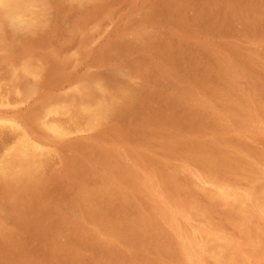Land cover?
I'll list each match as a JSON object with an SVG mask.
<instances>
[{"label": "rangeland", "instance_id": "1", "mask_svg": "<svg viewBox=\"0 0 264 264\" xmlns=\"http://www.w3.org/2000/svg\"><path fill=\"white\" fill-rule=\"evenodd\" d=\"M5 1L0 264H264V0Z\"/></svg>", "mask_w": 264, "mask_h": 264}, {"label": "bare ground", "instance_id": "2", "mask_svg": "<svg viewBox=\"0 0 264 264\" xmlns=\"http://www.w3.org/2000/svg\"><path fill=\"white\" fill-rule=\"evenodd\" d=\"M18 1H19V0H18ZM18 1H16V2H18ZM20 1L22 2V0H20ZM28 1H29V0H28ZM30 1H31V0H30ZM30 1H29V2H30ZM55 1H56V0H55ZM57 1H58V0H57ZM86 1H87V0H86ZM235 1H236V0H235ZM249 1H250V0H249ZM5 2H6V1H5ZM13 2H14L13 0H7V2H6L5 4L7 5V8H8V9H11V8H12ZM16 2H15V3H16ZM39 2H40V1H39ZM50 2H51V1H50ZM3 3H4V2H3ZM22 3H23V2H22ZM31 3H32V2H31ZM55 3H56V2H55ZM62 3H63V2H62ZM84 3H85V2H84ZM86 3H87V2H86ZM23 4H24V3H23ZM25 4H26V2H25ZM25 4H24V5H25ZM27 4H28V3H27ZM29 4H30V3H29ZM36 4H38V3H36ZM51 4L53 5L54 2L51 3ZM51 4H49V5H51ZM58 4H59V3H58ZM235 4H236V3H235ZM245 4H246V3H245ZM15 5H16V4H15ZM55 5H56V4H55ZM75 5H76V4H75ZM247 5H248V4H247ZM27 6L29 7V5H27ZM27 6H26V7H27ZM32 6H34V5L32 4ZM36 6H37V5H36ZM242 6H243V5H242ZM13 7H14V5H13ZM16 7H17V6H16ZM16 7H15V8H16ZM26 7H25V8H26ZM38 7H39V6H38ZM38 7H37V8H38ZM1 8H2V7H1ZM21 8H22V7H21ZM52 8H53V7H52ZM240 8H241V7H240ZM18 9H19V8H18ZM26 9H27V8H26ZM232 9H233V8H232ZM11 10H12V9H11ZM15 10H16V9H15ZM15 10H14V11H15ZM257 10H258V9H257ZM19 11H20V10H19ZM23 11H24V9H23ZM204 11H205V10H204ZM2 12H3V10H2ZM4 12H5V9H4ZM15 12H16V11H15ZM21 12H22V11H21ZM30 12H31V11H30ZM40 12H41V11H40ZM42 12H44V10H43ZM42 12H41V13H42ZM239 12H240V11H239ZM0 13H1V11H0ZM9 13H10V12H9ZM19 13H20V12H19ZM35 13H36V12H35ZM35 13H34V14H35ZM256 13H257V12H256ZM12 14H13V13H12ZM29 14H30V13H29ZM34 14H33V15H34ZM39 14H40V13H39ZM195 14H196V13H195ZM206 14H207V12H206ZM206 14H205V15H206ZM232 14H233V13H232ZM252 14H253V13H252ZM254 14H255V13H254ZM0 15H1V14H0ZM15 15H16V14H15ZM213 15H214V13H213ZM237 15H238V14H237ZM237 15H236V16H237ZM7 16H9V15H7ZM10 16H11V15H10ZM23 16H24V15H23ZM26 16H27V15H26ZM26 16H25V18H27ZM29 16H30V15H29ZM36 16H37V15H36ZM211 16H212V15H211ZM242 16H243V15H242ZM248 16H249V14H248ZM1 17H2V16H1ZM203 17H204V16H203ZM244 17H245V16H244ZM4 18H5V17H4ZM47 19H49V18H47ZM47 19H46V20H47ZM212 19H214V18H212ZM215 19H216V18H215ZM234 19H235V18H234ZM256 19H257V18H256ZM29 20H30V19H29ZM29 20H28V22H29ZM201 20H202V19H201ZM245 20H246V19H245ZM247 20H248V19H247ZM5 21H6V20H5ZM202 21H203V20H202ZM216 21H217V20H216ZM2 22H3V21H2ZM39 22H40V20H39ZM203 22H206V21H203ZM4 24H5V23H4ZM7 24H8V23H7ZM32 24H33V23H32ZM199 24H200V23H199ZM244 24H245V23H244ZM245 25H246V24H245ZM253 25H254V24H253ZM2 26H3V25H2ZM4 26H5V25H4ZM2 30H3V29H2ZM4 30H5V29H4ZM263 30H264V29H263ZM8 31H9V30H8ZM20 31H21V30H20ZM10 32H11V31H10ZM3 33H4V31H3ZM7 33H8V32H7ZM260 33H261V32H260ZM0 34H1V33H0ZM257 34H258V33H257ZM6 35H7V34H5V36H6ZM1 37H2V36H1ZM1 37H0V38H1ZM2 38H3V37H2ZM14 39H15V38H14ZM14 41H15V40H14ZM14 43H16V42H14ZM5 45H6V42H5V44H4L3 46L5 47ZM3 46H2V47H3ZM2 47H1V48H2ZM6 47H7V46H6ZM9 47H11V46H9ZM16 48H17V47H16ZM7 50H8V49H7ZM4 51H5V48H4ZM5 52H6V51H5ZM6 53H7V52H6ZM6 53H5V54H6ZM186 53H187V51H186ZM187 54H188V53H187ZM0 55H1V54H0ZM18 56H20V55H18ZM29 56H30V55H29ZM263 56H264V55H263ZM15 57H16V55H15ZM26 57H27V56H26ZM31 57H32V56H31ZM187 57H188V56H187ZM29 58H30V57H29ZM17 60H18V59H17ZM23 60H24V59H23ZM30 60H31V59H30ZM24 61H25V60H24ZM28 61H29V60H28ZM31 61H32V60H31ZM9 62H10V61H9ZM26 62H27V61H26ZM26 62H25V63H26ZM29 62H30V61H29ZM177 62H178V61H177ZM4 63H5V62H4ZM6 63H8V62H6ZM10 63L12 64L13 61L10 62ZM15 63H16V62H15ZM18 64H19V63H18ZM32 64H33V63H32ZM1 65H2V64H1ZM14 65H15V64H14ZM27 65H29V64H27ZM30 65H31V64H30ZM33 65H34V64H33ZM22 66H23V65H22ZM31 66H32V65H31ZM9 67H10V66H9ZM9 67H8V68H9ZM27 67H29V66H27ZM1 68H2V67H1ZM14 68H15V67H14ZM30 68H31V67H30ZM33 68H34V67H33ZM39 68H40V67H39ZM261 68H262V67H261ZM4 69H5V68H4ZM263 69H264V68H263ZM5 70H6V69H5ZM10 70H11V69H10ZM10 70H9V72H10ZM19 70H20V69H18L17 72H18ZM35 70H36V69H35ZM260 70H261V69H260ZM29 71H30V69H29ZM261 71H262V70H261ZM4 72H5V71H4ZM9 72H7V74H8ZM17 72H16V73H17ZM263 72H264V71H263ZM1 73H2V72H1ZM1 73H0V74H1ZM5 74H6V73H5ZM19 74H20V73H19ZM21 74H22V73H21ZM41 74H42V73H41ZM15 75H16V74H15ZM9 76H10V75H9ZM34 76H35V75H34ZM40 76H41V75H40ZM19 77H20V76H19ZM0 78H1V77H0ZM2 78H4V76H3ZM27 78H29V79L31 80L30 77H27ZM8 79H9V78H8ZM12 79H13V78H12ZM4 80H5V79H4ZM6 81H7V80H6ZM12 81H14V79H13ZM24 81H25V80H24ZM24 81H23V82H24ZM31 81H32V80H31ZM33 81H34V79H33ZM36 81H37V80H36ZM8 82H9V81H8ZM25 82H27V81H25ZM1 83H2V82H1ZM3 83H4V82H3ZM7 84H8V83H7ZM10 84H11V83H10ZM20 84H21V83H20ZM106 85H107V84H106ZM4 86H5V85H4ZM14 86H16V84H15ZM20 86H21V85H20ZM32 86H33V85H32ZM11 87H13V86H11ZM33 87H34V86H33ZM81 88H82V87H81ZM124 88H125V87H124ZM11 89H13V88H11ZM36 89H37V88H36ZM78 89H79V87H78ZM82 89H83V88H82ZM136 89H137V88H136ZM86 90H87V89H86ZM88 90H89V89H88ZM88 90H87V91H88ZM137 90H138V89H137ZM5 91H6V90H5ZM19 91H20V90H19ZM73 91H74V90H73ZM80 91H81V90H80ZM84 91H85V90H84ZM122 91H123V90H122ZM11 92H12V91H11ZM89 92H90V90H89ZM109 92H110V91H109ZM143 92H144V91H143ZM2 93H3V92H2ZM2 93H1V95H2ZM81 93H83V92H80V94H81ZM85 93H86V91H85ZM85 93H84V94H85ZM92 93H93V92H90V95H89V93H88V95L91 96ZM98 93H99V92H98ZM100 93H101V92H100ZM100 93H99V94H100ZM136 93H137V92H136ZM144 93H145V92H144ZM4 94H5V93H3V95H4ZM8 94H10V93L8 92ZM13 94H14V93H13ZM86 94H87V93H86ZM147 94H148V93H147ZM1 95H0V96H1ZM10 95H11V94H10ZM20 95H21V94H20ZM100 95H101V94H100ZM119 95H120V93H119ZM138 95H139V94H138ZM12 96H13V95H12ZM15 96H16V95H15ZM15 96H13V97H15ZM89 96H88V97H89ZM95 96H96V95H95ZM95 96H94V97H95ZM108 96H109V95H108ZM114 96H115V95H114ZM114 96H113V97H114ZM141 96H142V95H141ZM3 97H4V96H3ZM10 97H11V96H10ZM10 97H9V98H10ZM88 97H87V98H88ZM91 97H92V96H91ZM104 97H106V96H104ZM17 98H18V95H17ZM117 98H118V97H117ZM129 98H130V96H129ZM1 99H2V97H1ZM4 99H5V98H4ZM10 99H11V98H10ZM42 99H43V98H42ZM85 99H86V98H85ZM106 99H107V98H106ZM108 99H109V98H108ZM110 99H111V97H110ZM110 99H109V101H110ZM127 99H128V98H127ZM140 99H141V98H140ZM153 99H154V98H153ZM7 100H8V99H7ZM14 100H16V98H15ZM17 100H18V99H17ZM137 100H138V99H137ZM112 101H113V99H112ZM125 101H126V100H125ZM8 102H9V101H8ZM4 103H5V102H4ZM9 103H10V102H9ZM11 103H12V102H11ZM46 103H48V102H46ZM75 103H76V102H75ZM44 104H45V103H44ZM44 104H43V105H44ZM108 104H109V103H108ZM110 104H111V103H110ZM113 104H115V103H113ZM123 104H125V103H123ZM123 104H122V105H123ZM89 106H90V105H89ZM99 106H101V105H98V107H99ZM128 107H129V106H128ZM42 108H43V107H42ZM102 108H103V106H102ZM119 108H120V107H119ZM40 109H41V108H40ZM79 109H80V107H79ZM84 109H85V108H84ZM96 109L98 110V108H96ZM99 109H100V108H99ZM104 109H105V108H104ZM112 109H113V108H111V110H112ZM233 109H234V108H233ZM69 110H70V109H69ZM75 110H77V108H76ZM42 111H43V110H42ZM42 111H41V112H42ZM65 111H66V110H65ZM80 111H81V110H80ZM95 111H96V110H95ZM112 111H113V110H112ZM72 112H73V111H72ZM81 112H82V111H81ZM93 112H94V111H93ZM100 112H101V111H100ZM121 112H122V111H121ZM60 113H61V112H60ZM82 113H83V115H84V112H82ZM86 113H88V110H87ZM102 113H103V110H102ZM136 113H137V112H136ZM46 114H47V113H46ZM57 114H58V113H57ZM62 114H63V113H62ZM77 114H78V113H77ZM77 114H76V115H77ZM89 114H90V113H89ZM92 114H93V113H92ZM119 114H120V113H119ZM60 115H61V114H60ZM63 115H65V112H64ZM69 115H70V114H69ZM90 115H91V114H90ZM90 115H89V116H90ZM95 115H96V114H95ZM117 115H118V114H117ZM53 116H54V115H53ZM71 116H72V114H71ZM71 116H70V117H71ZM80 116L82 117L81 114H80ZM86 116H87V115H86ZM91 116H93V115H91ZM114 116H115V115H114ZM118 116H119V115H118ZM66 117H68V116H66ZM78 117H79V116H78ZM81 117H79V118H81ZM51 118H52V117H51ZM58 118H59V117H58ZM61 118H63V117H61ZM157 118H158V117H157ZM172 118H173V117H172ZM31 119H32V117H31ZM34 119H35V118H34ZM76 119H77V118H76ZM94 119H95V118L93 117L92 120H94ZM98 119H99V118H98ZM98 119H97V120H98ZM139 119H140V118H139ZM152 119H153V118H152ZM54 120H55V119H54ZM58 120H59V119H58ZM85 120H86V119H85ZM89 120H91V119H89ZM165 120H166V119H165ZM47 121H48V120H47ZM68 121H69V120H68ZM71 121H72V119H71ZM73 121H74V120H73ZM80 121H81V120H80ZM87 121H88V120H87ZM159 121H160V120H159ZM45 122H46V121H45ZM49 122H50V121H49ZM52 122H54V121H52ZM76 122H77V120H76ZM76 122H74V124H75ZM88 122H89V121H88ZM90 122H92V121H90ZM50 123H51V122H50ZM64 123H65V120H64ZM46 124H47V123H46ZM59 124H60V123H59ZM69 124H71V122L68 123V125H69ZM78 124H79V123H78ZM91 124H92V123H91ZM169 124H170V123H169ZM55 125H56V123H55ZM57 126H58V123H57ZM70 126H71V125H70ZM81 126H83V125H81ZM86 126H87V125H86ZM1 127H2V126H1ZM5 127H6V126H5ZM58 127H60V126H58ZM68 127H69V126H68ZM73 127H75V126H73ZM73 127H72V128H73ZM76 127H77V126H76ZM87 127H88V126H87ZM56 128H57V127H56ZM63 128H64V126H63ZM82 128H83V127H82ZM3 129H4V128H3ZM7 129H8V127H7ZM64 129H65V128H64ZM69 129L71 130V128H69ZM69 129H68V130H69ZM73 129H75V128H73ZM5 130H6V129H5ZM5 130H4V132H5ZM26 130H28V129H26ZM65 130H66V129H65ZM10 131H11V130H10ZM18 131H19V130H18ZM20 131H21V130H20ZM20 131H19L18 133H20ZM73 131H74V130H73ZM0 132H2V131H0ZM11 132H13V131H11ZM28 133H30V132H28ZM72 133H73V132H72ZM1 134H2V133H1ZM11 134H12V133H11ZM12 135H13V134H12ZM16 135H17V133H16ZM32 135H34V133H33ZM32 135H31V136H32ZM54 135H56V134H54ZM2 136H3V134H2ZM2 136H1V137H2ZM13 136H14V135H13ZM14 138H15V136H14ZM17 138H18V137H17ZM34 138H35V137H34ZM12 139H13V138H12ZM18 139H19V138H18ZM32 139H33V138H32ZM56 139H57V138H56ZM0 140H1V139H0ZM46 140H47V139H46ZM59 140H61V139H59ZM54 141H55V140H54ZM57 141H58V140H57ZM13 142H14V141H13ZM16 142H17V141H16ZM46 142H47V141H46ZM22 143H23V142H22ZM46 144H47V143H46ZM9 146H10V145H9ZM20 147H21V146H20ZM12 148H13V147H12ZM25 148H26V147H25ZM29 148H30V147H29ZM31 148H32V147H31ZM3 149H5V148H3ZM17 149H18V148H17ZM197 149H198V148H197ZM223 149H224V148H223ZM36 150H37V149H35V151H36ZM200 151H201V150H200ZM203 151H204V150H203ZM215 151H216V150H215ZM3 153H4V152H3ZM3 153H2V155H3ZM12 153H14V152H12ZM12 153H11V154H12ZM15 153H16V152H15ZM15 153H14V154H15ZM28 153H29V152H27L25 149H22L21 151L19 150V151H18V155H19V156L16 157V158H19V157H26V155H27ZM214 153H215V152H214ZM236 153H237V152H236ZM6 154H7V153H6ZM29 154H30V153H29ZM239 154H240V153H239ZM2 155H1V156H2ZM33 156H34V155H33ZM240 156H241V155H240ZM13 157H14V156H13ZM214 157H215V156H214ZM14 158H15V157H14ZM231 158H232V157H231ZM243 158H244V157H243ZM21 159H22V158H21ZM45 159H46V158H45ZM250 159H251V158H250ZM14 160H15V159H14ZM19 160H20V158H19ZM30 160H31V159H30ZM39 160H41V159H39ZM42 160H44V158H43ZM195 160H196V159H195ZM241 160H242V159H241ZM251 160H252V159H251ZM34 161H36V160H34ZM211 161H212V160H211ZM252 161H253V160H252ZM15 162H16V161H15ZM15 162H14V163H15ZM19 162H21V165H22V161H19ZM19 162H18V163H19ZM25 163H26V162H25ZM34 163H35V162H34ZM41 163H42V162H41ZM196 163H198V161H197ZM229 163H230V162H229ZM232 163H233V162H232ZM242 163H243V162H242ZM247 163H248V162H247ZM26 164H28V163H26ZM26 164H24V165H26ZM204 164H205V163H204ZM11 165H12V164H11ZM24 165H23V166H24ZM198 165H199V164H198ZM231 165H232V164H231ZM233 165H234V164H233ZM254 165H255V164H254ZM19 166H20V165H19ZM200 166H201V165H200ZM216 166H217V165H216ZM214 167H215V166H214ZM226 167H227V166H226ZM236 167H237V166H236ZM236 167H235V168H236ZM260 167H261V166H260ZM13 168H14V167H13ZM205 168H206V167H205ZM220 168H221V167H220ZM229 168H231V167H229ZM235 168H234V169H235ZM255 168H256V167H255ZM255 168H254V169H255ZM33 169H34V167H33ZM35 169H36V167H35ZM226 169H227V168H226ZM249 169H250V168H249ZM204 170H205V169H204ZM216 170H217V169H216ZM238 170H239V168H238ZM31 171H32V170H31ZM31 171H30V172H31ZM234 171H235V170H234ZM226 172H228V171H226ZM196 173H197V172H196ZM204 173H205V172H204ZM216 173H217V172H216ZM243 173H244V172H243ZM250 173H252V172H250ZM38 174H39V173H38ZM240 174H241V173H240ZM258 174H259V173H258ZM12 175H13V174H12ZM192 175H193V174H192ZM211 175H212V174H211ZM18 176H19V175H18ZM18 176H17V177H18ZM32 176H33V175H32ZM34 176H36V175H34ZM248 176H249V175H248ZM251 176H252V175H251ZM38 177H39V176H38ZM213 177H214V176H213ZM219 177H221V176H219ZM219 177H218V179H219ZM239 177H241V176H239ZM221 178H222V177H221ZM245 178H246V177H245ZM11 179H12V178H11ZM13 179H14V178H13ZM25 179H26V178H25ZM25 179H24V180H25ZM195 179H196V178H195ZM225 179H226V178H225ZM225 179H224V180H225ZM7 180H8V179H7ZM41 180H42V179H41ZM257 180H258V179H257ZM257 180H255V181H257ZM219 181H220V179H219ZM253 181H254V180H253ZM253 181H252V183H253ZM37 182H38V181H37ZM222 182H224V181H222ZM222 182H221V183H222ZM259 182H260V181H259ZM259 182H258V183H259ZM21 183H22V182H21ZM38 183H39V182H38ZM230 183H231V182H230ZM236 183H237V182H236ZM236 183H234V184H236ZM241 183H242V182H241ZM262 183H263V182H262ZM11 184H12V183H11ZM216 184H217V183H216ZM216 184H215V185H216ZM223 184H224V183H223ZM246 184H247V183H246ZM260 184H261V183H260ZM18 185H19V184H18ZM263 185H264V184H261V188H262ZM28 186H29V185H28ZM206 186H207V185H206ZM210 186H211V185H210ZM233 186H235V185H233ZM0 187H1V186H0ZM211 187H213V186H211ZM229 187H230V186H229ZM250 187H251V186H250ZM250 187L248 186V189H249ZM252 187H253V186H252ZM263 187H264V186H263ZM213 188H214V187H213ZM219 188H220V187H218V189H219ZM224 188H225V187H224ZM1 189H2V188H1ZM226 189H227V188H226ZM228 189H229V188H228ZM232 189H233V188H232ZM259 189H260V188H259ZM263 189H264V188H263ZM263 189H262V190H263ZM222 190H223V189H222ZM233 190H234V189H233ZM249 190H250V189H249ZM257 190H258V189H257ZM33 191H34V190H33ZM250 191H251V190H250ZM218 192H221V191L218 190ZM222 192H223V191H222ZM233 192H234V191H233ZM258 192H259V191H258ZM238 193H239V192H238ZM250 193H251V192H250ZM220 194H222V193H220ZM232 194H233V193H232ZM241 194H242V193H241ZM262 194H263V193H262ZM228 195H229V194H228ZM248 195H249V194H248ZM257 195H258V194H257ZM98 196H99V195H98ZM230 196H231V195H230ZM249 196H250V195H249ZM258 196H259V195H258ZM205 197H206V195H205ZM210 197H211V196H210ZM263 197H264V196H262V198H263ZM1 198H2V197H1ZM206 198H207V197H206ZM212 198H213V197H212ZM254 198H255V196H254ZM4 199H5V198H4ZM209 199H210V198H209ZM248 199H249V198H248ZM5 200H6V199H5ZM233 200H234V199H233ZM178 201H179V200H178ZM231 201H232V200H231ZM254 201H255V200H254ZM0 202H1V201H0ZM222 202H223V201H222ZM225 202H226V204H227L228 200L225 201ZM247 202H248V201H247ZM260 202H261V201H260ZM260 202H258V203H260ZM190 203H191V202H190ZM193 203H194V202H193ZM216 203H217V202H216ZM263 203H264V202H262V204H263ZM219 204H220V202H219ZM223 204H225V203H223ZM236 204H237V202H236ZM236 204H235V205H236ZM239 204H240V203H239ZM262 204H261V205H262ZM241 205H242V204H241ZM261 205H260V206H261ZM263 205H264V204H263ZM188 206H189V205H188ZM190 206H191V205H190ZM198 206H200V205H198ZM260 206L258 205V207H260ZM229 207H230V206H229ZM236 207H237V206H236ZM236 207H235V208H236ZM251 207H252V206H251ZM167 208H168V207H167ZM196 208H197V206H196ZM235 208H234L233 210H235ZM238 208H239V207H238ZM244 208H245V207H244ZM252 208H253V207H252ZM168 209H169V208H168ZM170 209H171V208H170ZM185 209H186V208H185ZM200 209H201V208H200ZM226 209H227V208H226ZM231 209H232V208H231ZM172 210H174V209H172ZM172 210H171V211H172ZM187 210H188V208H187ZM192 210H193V209H192ZM197 210H198V209H197ZM233 210H232V211H233ZM246 210H247V209H246ZM252 210H253V209H252ZM257 210H258V208H257ZM169 211H170V210H169ZM198 211H200V210H198ZM255 211H256V210H255ZM255 211H254V213H255ZM188 212H189V210H188ZM229 212H230V211H229ZM242 212H243V210H242ZM262 212H263V211H262ZM225 213H226V212H225ZM243 213H244V212H243ZM251 213H253V212H251ZM174 214H175V213H174ZM176 214H177V213H176ZM192 214H193V213H192ZM195 214H196V213H195ZM197 214H198V212H197ZM208 215H209V214H208ZM248 215H250V214H248ZM248 215H247V216H248ZM251 215H253V214H251ZM256 215H257V214H256ZM198 216H201V215L199 214ZM206 216H207V215H206ZM230 216H231V215H230ZM247 216H246V217H247ZM263 216H264V215H263ZM240 217H241V216H240ZM244 217H245V216H244ZM244 217H243L242 219H244ZM251 217H252V216H251ZM196 218H197V217H196ZM207 218H208V217H207ZM207 218H206V219H207ZM200 219H201V218H200ZM229 219H230V218H229ZM231 219H232V218H231ZM242 219H241V220H242ZM247 219H248V218H247ZM259 219H261V217H259ZM3 220H4V219H3ZM239 220H240V219H239ZM248 220H249V219H248ZM248 220H247V223H248ZM253 220H254V219H253ZM256 220H257V219H256ZM208 221H210V220H208ZM232 221H234V220L232 219ZM254 221H255V220H254ZM261 221H262V220H261ZM263 221H264V220H263ZM228 222H229V221H228ZM234 222H235V221H234ZM238 222H239V221H238ZM252 222H253V221H252ZM210 223H211V222H210ZM220 223H221V222H220ZM225 223H226V222H225ZM256 223H257V222H256ZM258 223H259V222H258ZM208 224H209V223H208ZM235 224H236V223H235ZM259 224H260V223H259ZM259 224H257V225H258L257 227H260V226H261V225H259ZM188 225H189V224H188ZM213 225H214V224H213ZM223 225H224V224H223ZM227 225H228V224H227ZM244 225H245V224H244ZM246 225H247V224H246ZM250 225L252 226V224H250ZM236 226H237V225H236ZM255 226H256V225H255ZM263 226H264V224H263ZM263 226H262V227H263ZM1 227H2V226H1ZM246 227H247V226H246ZM257 227H255V229H256ZM212 228H213V227H212ZM223 228H224V227H223ZM247 228H248V227H247ZM252 228H253V230H254V227H252ZM170 229H171V228H170ZM225 229H226V227H225ZM0 230H1V229H0ZM178 230H179V228H178ZM237 230H238V229H237ZM239 230H240V229H239ZM247 230H248V229H247ZM249 230H250V228H249ZM258 230H259V229H258ZM260 230H261V229H260ZM260 230H259V232H260ZM263 230H264V229H263ZM1 231H2V230H1ZM215 231H217V230H215ZM222 231H223V230H222ZM222 231H221V232H222ZM240 231H241V230H240ZM255 231H256V230H255ZM208 232H210V231H208ZM217 232H218V231H217ZM217 232H216V233H217ZM223 232H224V231H223ZM223 232H222V233H223ZM237 232H238V231H237ZM247 232H248V231H247ZM256 232H257V231H256ZM211 233H212V232H211ZM249 233H250V232H249ZM262 233L264 234V232H262ZM237 234H238V233H237ZM253 234H254V233H253ZM178 235H179V234H178ZM219 235H221V234H219ZM238 235H239V234H238ZM242 235H243V234H242ZM221 236H222V235H221ZM260 236H262V235H260ZM260 236H259V238H260ZM173 237H174V236H173ZM178 237H179V236H178ZM223 237H225V236L223 235ZM240 237H241V236H240ZM243 237H244V236H243ZM250 237H251V234H250ZM247 238H248V237H247ZM253 238H255V237H253ZM259 238H258V239H259ZM213 239H214V238H213ZM215 239H216V238H215ZM240 239H241V238H240ZM261 239H262V238H261ZM168 240H169V239H168ZM173 240H174V239H173ZM224 240H226V239H224ZM170 241H171V240H170ZM246 241H247V240H246ZM248 241H249V240H248ZM252 241H254V239H253ZM263 241H264V240H263ZM217 242H220V241H217ZM217 242H216V243H217ZM173 243H175V242H173ZM242 243H243V242H242ZM260 243H261V242H260ZM210 244H211V243H210ZM213 244H215V243H213ZM221 244H222V243H221ZM223 244H224V243H223ZM233 244H234V243H233ZM243 244H244V243H243ZM252 244H253V242H252ZM252 244H251V246H252ZM255 244H256V243H255ZM255 244H254V245H255ZM237 245H238V244H237ZM257 245H258V244H257ZM172 246H173V245H172ZM218 246H219V245H218ZM225 246H226V245H225ZM227 246H228V245H227ZM230 246H231V245H230ZM238 246L240 247V245H238ZM241 246H242V245H241ZM249 246H250V245H249ZM251 246H250V247H251ZM208 247H210V246H208ZM220 247H221V246H220ZM242 247H243V246H242ZM242 247H240V248H242ZM253 247H254V246H253ZM261 247H262V243H261ZM175 248H176V247H175ZM215 248H217V246H216ZM243 248H244V247H243ZM254 248H255V247H254ZM259 248H260V247H259ZM218 249H219V248H218ZM229 249H231V248H229ZM229 249H228V250H229ZM233 249H234V248H233ZM249 249H250V248H249ZM263 249H264V248H263ZM177 250H178V249H177ZM228 250H227V251H228ZM242 250H243V249H242ZM242 250H241V252H243ZM250 250H252V249H250ZM250 250H249V251H250ZM218 251H219V250H218ZM219 252H220V251H219ZM221 252H222V249H221ZM225 252H226V250H225ZM175 253H176V252H175ZM177 253H178V251H177ZM177 253H176V254H177ZM235 253L238 254L237 252H235ZM254 253H255V252H254ZM226 254H227V253H226ZM231 254H233V253H231ZM251 254H252V253H251ZM251 254H250V255H251ZM255 254H256V253H255ZM255 254H253V255L255 256ZM257 254H258V253H257ZM213 255H214V254H213ZM243 255L245 256L246 254L243 253ZM247 255H248V253H247ZM247 255H246V256H247ZM202 256H203V255H202ZM214 256H215V255H214ZM221 256H223V254H222ZM228 256H229V255H228ZM236 257H237V256H236ZM215 258H216V257H215ZM217 258H218V257H217ZM210 259H211V258H210ZM226 259H228V258H226ZM226 259H225V261H226ZM231 259H233V261L235 260V258H231ZM238 259H239V258H238ZM246 259H249V256H248V258H246ZM217 260H218L217 262H219V259H217ZM228 260H229V259H228ZM243 260H245V259L243 258ZM243 260H242V262H243ZM207 261H208V260H207ZM214 261H215V259H214ZM233 261H232V263H233ZM237 261H238V260H237ZM246 261H249V260H246ZM235 262H236V261H235ZM202 263H203V262H202ZM226 263H227V262H226ZM215 264H216V263H215ZM239 264H240V263H239ZM248 264H249V263H248Z\"/></svg>", "mask_w": 264, "mask_h": 264}]
</instances>
